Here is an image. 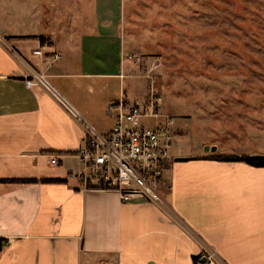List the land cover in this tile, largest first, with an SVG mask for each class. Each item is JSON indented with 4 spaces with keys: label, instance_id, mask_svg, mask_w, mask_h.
<instances>
[{
    "label": "crops",
    "instance_id": "1",
    "mask_svg": "<svg viewBox=\"0 0 264 264\" xmlns=\"http://www.w3.org/2000/svg\"><path fill=\"white\" fill-rule=\"evenodd\" d=\"M100 1L81 35H22L12 45L0 35V264H194L202 251L221 264H264V168L174 141L163 206L140 195L122 202L77 179L86 132L109 134L108 105L141 104L150 88L120 41L119 17ZM32 74L76 117L44 87L27 88ZM132 79L144 88L134 93ZM19 180L35 182H10Z\"/></svg>",
    "mask_w": 264,
    "mask_h": 264
},
{
    "label": "rangeland",
    "instance_id": "2",
    "mask_svg": "<svg viewBox=\"0 0 264 264\" xmlns=\"http://www.w3.org/2000/svg\"><path fill=\"white\" fill-rule=\"evenodd\" d=\"M96 2L0 0V35L11 45L22 35H81L96 24ZM100 2L183 131L175 144L264 156V0H118L117 11L116 0ZM145 82L128 81L134 93Z\"/></svg>",
    "mask_w": 264,
    "mask_h": 264
},
{
    "label": "built area",
    "instance_id": "3",
    "mask_svg": "<svg viewBox=\"0 0 264 264\" xmlns=\"http://www.w3.org/2000/svg\"><path fill=\"white\" fill-rule=\"evenodd\" d=\"M33 54L41 55V51ZM25 85L27 88L44 87L76 117L68 104L37 74L30 75ZM161 104L159 93L150 82L143 103L134 104L121 98L108 105L106 112L113 119L110 133L98 135L88 130L85 145L77 155L81 169L76 177L84 187L114 192L122 202L140 195L154 205H164L158 191L172 161L175 121L162 113ZM196 258V264H221L212 251H202Z\"/></svg>",
    "mask_w": 264,
    "mask_h": 264
},
{
    "label": "trees",
    "instance_id": "4",
    "mask_svg": "<svg viewBox=\"0 0 264 264\" xmlns=\"http://www.w3.org/2000/svg\"><path fill=\"white\" fill-rule=\"evenodd\" d=\"M38 39L42 40L43 37H39ZM213 160L219 161V162H243L248 164L249 166L256 167V168H264V156H257V157H241V158H228V157H215ZM185 161V160H184ZM13 183H34L35 181H28V180H19V181H10ZM197 258H194V261L196 262ZM194 262V264H195Z\"/></svg>",
    "mask_w": 264,
    "mask_h": 264
}]
</instances>
